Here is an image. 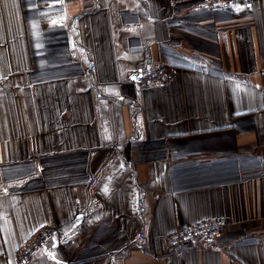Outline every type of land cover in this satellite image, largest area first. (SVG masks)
<instances>
[{"label": "crops", "instance_id": "0c3cea01", "mask_svg": "<svg viewBox=\"0 0 264 264\" xmlns=\"http://www.w3.org/2000/svg\"><path fill=\"white\" fill-rule=\"evenodd\" d=\"M45 225L31 264H264V0H0V264Z\"/></svg>", "mask_w": 264, "mask_h": 264}, {"label": "built area", "instance_id": "2783aa9c", "mask_svg": "<svg viewBox=\"0 0 264 264\" xmlns=\"http://www.w3.org/2000/svg\"><path fill=\"white\" fill-rule=\"evenodd\" d=\"M238 0H202L208 6L230 7ZM168 67L164 63H155L141 76L140 86L143 89H151L156 86H164L168 80ZM228 222L224 218L203 219L192 225L178 228L171 231L166 236V246L169 250L175 247L191 246L196 243L208 244L214 239L226 232ZM55 235V231L43 226L39 228L33 236L16 251L15 264H31L34 263L36 256Z\"/></svg>", "mask_w": 264, "mask_h": 264}]
</instances>
